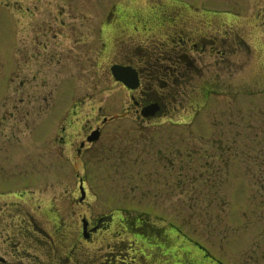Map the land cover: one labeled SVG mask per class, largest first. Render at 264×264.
Wrapping results in <instances>:
<instances>
[{"label": "rangeland", "instance_id": "1", "mask_svg": "<svg viewBox=\"0 0 264 264\" xmlns=\"http://www.w3.org/2000/svg\"><path fill=\"white\" fill-rule=\"evenodd\" d=\"M22 1L30 3L34 12L38 4L37 16L47 4V0ZM63 1L70 26L75 24L69 38L78 34L73 31L77 27L91 38L102 35L98 56L94 42H85L87 71L80 73V83L76 79L80 74L71 73L77 67L71 58L77 46L69 40L68 77L76 82L75 97L84 99V105L76 116L71 112L74 101L65 103L64 90H53L48 103L21 105L16 121L10 116L20 81L14 41L20 17L27 22L31 16L18 14L13 0H0V185L17 177L44 179L58 161L75 159V154L60 150L58 140L69 119L74 121L68 130L72 139L89 118L126 114L127 91L108 74L120 47L115 34H129L138 41L140 34L133 29L137 18H150L155 8L179 10L185 14L184 23L196 31H191L193 40L213 33L214 51L225 46L229 55L221 60L222 55L211 49L193 53L210 71H199L198 79L183 93L192 98L193 107L185 103L177 112L174 119L182 121L141 125L127 117L107 123L102 139L76 159L85 161L86 169L69 170L70 194L79 177H86L89 200L95 205L91 212L123 207L145 213L152 224L178 236V242L165 251L172 255L170 263L183 262L191 237L223 264H264V0ZM114 7L126 18L123 23L131 25L116 33L107 21ZM92 59L101 63L93 68L99 74L90 72ZM26 76L31 79V73ZM93 77L98 82L95 90L89 84ZM206 80L213 83L208 94ZM199 252L194 246V264L203 258Z\"/></svg>", "mask_w": 264, "mask_h": 264}, {"label": "flooded vegetation", "instance_id": "2", "mask_svg": "<svg viewBox=\"0 0 264 264\" xmlns=\"http://www.w3.org/2000/svg\"><path fill=\"white\" fill-rule=\"evenodd\" d=\"M52 2L47 0L44 12L41 10L37 16L40 10L38 4L34 12L30 3L25 5L22 0H13L18 14L28 12L31 16L27 22H22L23 18L20 17L19 33L14 41V58L20 81L14 88L15 112H10V116L15 117L16 121L20 118L21 105L48 103L53 90H64L61 100L68 102L72 99L74 108L71 112L77 116L84 99L75 97L77 84L68 77L71 72L68 71L71 57L69 40L73 39L77 46L71 57L77 63L74 73L71 72L73 75L87 71L84 69L86 41L94 42L92 46L97 56L101 50V34L91 38L79 33L77 27L73 31L78 34H72L69 38L68 31L75 24L70 26L66 3L62 0V5H54ZM153 12L155 14L150 18L140 17L134 21L133 29L140 34V38L136 37L138 41L129 34H115V41L120 47L116 58L110 62L108 74L127 91L130 101V106L125 110L127 113L101 119L98 115L89 118L80 135L72 136V139L68 130L74 126V121L66 120L68 125L61 126L63 134L58 137L60 150L71 156L75 154V159L58 161L52 169L54 171L51 170L44 179L17 177L0 185V264H175L174 261L170 263L172 255H166L165 251L178 242V236L174 237L165 231L166 228L152 224L143 212L123 207H99V210L91 212L94 204L89 200L87 178L79 177L73 194H70L68 183L69 170L86 169V162L76 159H82L102 139L107 123L127 117L141 125L182 121L174 119L177 112L184 109L185 103L193 107L192 98L184 96L186 90L191 82L198 79L199 71L204 72V68L210 71L206 65L200 64L198 57L193 56L194 52L203 53L211 49V52L213 50L222 55L221 60L229 55V52H224L223 44H220L222 48L214 51L210 43L215 41L216 35L213 33L206 32L193 40L196 36L191 31H196L184 23L185 14L182 11L155 8ZM124 18L117 12V7L109 12L107 21H110L115 33L123 30L122 26H131L123 23ZM159 35L161 39L155 37ZM100 64L99 60L92 59L90 72L99 74V69L93 68H100ZM113 65L128 67L134 73L136 86L130 88L116 80L112 73ZM26 73H31V79ZM81 74L76 77L78 83ZM206 82L209 84L204 88L208 94L213 90V83ZM90 83L95 90L98 82L94 77ZM3 99L7 101L4 95ZM153 103L159 106L158 112L144 116L142 109ZM95 130L100 131L99 139L90 141L89 136ZM65 132L68 134L65 135ZM75 175L79 176L78 172ZM189 242L191 246L185 249L180 264H194L191 258L194 246L199 248V254L203 257L196 260L197 264L215 262L191 237Z\"/></svg>", "mask_w": 264, "mask_h": 264}, {"label": "water", "instance_id": "3", "mask_svg": "<svg viewBox=\"0 0 264 264\" xmlns=\"http://www.w3.org/2000/svg\"><path fill=\"white\" fill-rule=\"evenodd\" d=\"M112 71L116 78L118 80L123 81L127 86L134 88L136 86V81L134 79V73L128 68V67H123L120 65H113L112 66ZM159 109V106L157 104L151 105L146 107L143 110L144 115L149 116L155 114ZM99 131H95L90 137L89 140H96L99 138Z\"/></svg>", "mask_w": 264, "mask_h": 264}]
</instances>
